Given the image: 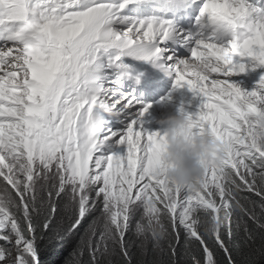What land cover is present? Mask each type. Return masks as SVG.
Segmentation results:
<instances>
[{
    "label": "snow or ice",
    "instance_id": "6c2138e0",
    "mask_svg": "<svg viewBox=\"0 0 264 264\" xmlns=\"http://www.w3.org/2000/svg\"><path fill=\"white\" fill-rule=\"evenodd\" d=\"M140 2L0 0V264H45L43 254L78 235L98 206L71 264L85 254L87 264H134L130 230L140 239L136 264H162L145 259L150 251L171 264H237L245 249L264 256V78L251 92L233 79L264 65V0L164 9L194 6L187 30L163 16H129ZM205 57L217 66L211 78L182 72V61ZM135 62L171 78L173 92L203 97L188 113L192 126L225 153L194 190L159 173L165 135L145 127L153 105L126 87L143 77Z\"/></svg>",
    "mask_w": 264,
    "mask_h": 264
},
{
    "label": "clouds",
    "instance_id": "9594fccd",
    "mask_svg": "<svg viewBox=\"0 0 264 264\" xmlns=\"http://www.w3.org/2000/svg\"><path fill=\"white\" fill-rule=\"evenodd\" d=\"M185 0H155L162 9L171 10ZM177 10H179L177 8ZM182 72L192 79L211 78L217 66L209 58L182 61ZM251 102L254 98L249 97ZM165 139L159 151V173L172 187L194 190L205 180L209 168L222 167L225 145L207 130H196L189 114L179 109L156 120ZM264 136V126L257 133Z\"/></svg>",
    "mask_w": 264,
    "mask_h": 264
},
{
    "label": "trees",
    "instance_id": "16d2710c",
    "mask_svg": "<svg viewBox=\"0 0 264 264\" xmlns=\"http://www.w3.org/2000/svg\"><path fill=\"white\" fill-rule=\"evenodd\" d=\"M100 207L101 206H98L97 210H95L86 218L81 228L79 229L78 235L72 238L68 243H65L63 247L59 248L58 251L54 253L45 252L43 254L42 258L45 261V264H71V261L73 260L72 253L74 250H76L77 245L79 244L80 237L84 234L87 225L91 223L92 220L100 217ZM126 239L130 241V251L134 254V264H136V260L140 259V239L134 235L132 230L128 232ZM182 245L183 238L181 240V246ZM149 248L151 249V245H149ZM89 259L90 258L87 254H85V256L82 258L84 264H87ZM145 259L149 262L153 260H161L162 264H171V261L167 255L161 253H153L151 251L149 252V255L145 257ZM178 259L179 264H192L190 258L179 257ZM235 259L237 260V264H264V256L256 254L254 249H245L244 253L237 255ZM112 260L114 264H126L122 257H112ZM101 264H107V260H102Z\"/></svg>",
    "mask_w": 264,
    "mask_h": 264
},
{
    "label": "bare ground",
    "instance_id": "6f19581e",
    "mask_svg": "<svg viewBox=\"0 0 264 264\" xmlns=\"http://www.w3.org/2000/svg\"><path fill=\"white\" fill-rule=\"evenodd\" d=\"M134 8L137 9L136 11V17H148L149 14L155 10H157V8H159V5L156 3H154L153 5L151 6H147V3L144 2V0H141L140 3H136L134 5ZM184 8H194V6H189V7H184ZM195 9V8H194ZM177 11L173 12V11H165V14H173V13H176ZM162 14V12H161ZM196 14V13H195ZM180 28L182 29H189L188 27V24L185 22V21H182L181 24H180ZM221 78H223L221 76ZM134 81V80H132ZM135 82V81H134ZM145 81H141L138 85L142 86V84L144 83ZM236 82V81H234ZM136 83V82H135ZM237 83V82H236ZM137 84V83H136ZM240 86V85H239ZM241 87V86H240ZM144 88V87H142ZM242 89V88H241ZM138 91V90H136ZM248 92H251V90L249 89ZM138 96H140L138 93H136ZM177 94H171V100L172 101H175L177 99H175ZM169 96V95H168ZM166 96V97H168ZM185 96L186 94L183 93L181 95L182 97V101L185 99ZM197 97L199 95H196ZM162 99V98H161ZM181 101V102H182ZM185 101V100H184ZM181 102H179L178 104H180ZM144 103H151L153 105V107L149 110V113L145 115L144 117V120L146 121V124H145V127L148 128L150 131H158L157 130V125H156V120L161 118L164 114V112H162V110L164 111V108H162V106H159L158 104H155L154 102V98H151L149 101L147 102H144ZM178 104H176L175 106H177ZM172 109V108H171ZM173 110V109H172ZM174 112H176L175 110H173Z\"/></svg>",
    "mask_w": 264,
    "mask_h": 264
},
{
    "label": "rangeland",
    "instance_id": "374dc122",
    "mask_svg": "<svg viewBox=\"0 0 264 264\" xmlns=\"http://www.w3.org/2000/svg\"><path fill=\"white\" fill-rule=\"evenodd\" d=\"M249 62H251V61H249ZM245 74L250 79V81L253 83V86H249L248 85L245 88V84H244L242 86V90L243 91H246L247 89H250L251 91L258 90L259 85H260V81H261L262 78H264V65H260L258 67L248 68V69H246ZM240 76H241V74L238 75V76H236V79H239ZM168 113H172V112L171 111L164 112L163 116L166 115V114H168ZM156 125H157V130L158 131H161L160 126L157 123H156ZM140 218H141V213L140 212H137L136 215L132 218L131 224L133 226V229H134L135 224L137 223V221ZM0 243H2V242H0Z\"/></svg>",
    "mask_w": 264,
    "mask_h": 264
}]
</instances>
